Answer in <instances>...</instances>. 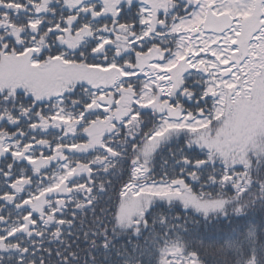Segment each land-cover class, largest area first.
Wrapping results in <instances>:
<instances>
[{"label": "snow or ice", "instance_id": "snow-or-ice-1", "mask_svg": "<svg viewBox=\"0 0 264 264\" xmlns=\"http://www.w3.org/2000/svg\"><path fill=\"white\" fill-rule=\"evenodd\" d=\"M0 264H264V0H0Z\"/></svg>", "mask_w": 264, "mask_h": 264}]
</instances>
